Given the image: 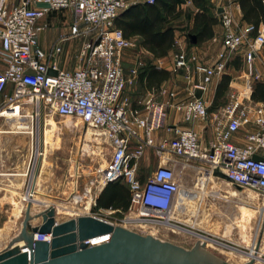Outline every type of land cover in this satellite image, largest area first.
Returning a JSON list of instances; mask_svg holds the SVG:
<instances>
[{"label":"built area","instance_id":"built-area-1","mask_svg":"<svg viewBox=\"0 0 264 264\" xmlns=\"http://www.w3.org/2000/svg\"><path fill=\"white\" fill-rule=\"evenodd\" d=\"M212 2L216 11L222 9L218 13L221 49L212 66L198 68L204 72L203 82L194 85L185 100L172 105L151 96L135 112L124 95L128 80L123 67V52L133 44L115 26L116 19L130 7L128 0H19L14 5L0 4V175L1 137L9 115L21 106L24 118L53 114L78 119L86 128L102 131L111 153L98 170V193L114 182L128 188L130 202L123 223L170 225L168 220L181 195L178 167L206 173L219 170L232 184L264 197V161L253 159L255 155L264 158V108L251 99L254 86L264 83V63L261 71L254 66L256 53L264 47V31L260 28L255 34L254 26L239 24L232 13L233 0ZM65 11L72 13L69 37L86 39L78 53V68L72 72L58 69L53 62L62 52L61 46L45 52L38 44L39 34L46 28L39 22L51 13ZM239 52L247 68L246 83L242 92H229L214 115V139L204 145L195 131L175 129L174 138L155 142L153 136L164 126L170 106L187 122L210 118L209 107L195 91H205L215 76L225 75ZM184 67L185 55L176 56L175 70ZM49 70L56 74H49ZM251 114L261 129L248 134L244 146L233 144L231 137ZM147 150H153L163 161L144 179L137 162ZM30 189L31 184L27 193ZM93 205L94 210H102L96 209L97 197ZM89 244L95 245L92 241Z\"/></svg>","mask_w":264,"mask_h":264},{"label":"rangeland","instance_id":"rangeland-1","mask_svg":"<svg viewBox=\"0 0 264 264\" xmlns=\"http://www.w3.org/2000/svg\"><path fill=\"white\" fill-rule=\"evenodd\" d=\"M58 17L57 22L52 24L47 17L40 22V25L61 30L62 23L67 17L69 18V15L63 17L60 14ZM70 24L69 18L66 26L70 27ZM135 50L132 51L139 55ZM240 54L241 52L235 55L233 60L238 61L243 72L247 68ZM147 61V58H143L145 64ZM124 63L125 60L124 68L129 71L136 70V75L143 68L140 65L132 66L130 63ZM2 67L0 60V68ZM129 82L124 95L142 96L143 91L132 85L133 82ZM29 110H31L30 107ZM46 117L53 119L58 127V130L48 134L47 145L43 141ZM25 119V122H29L32 134L8 133L1 137V173H25L20 177H0V202H2L0 203V240L7 238L2 242L5 246L22 229L28 202H30L26 201L24 196L30 184L32 186L33 179L38 177L36 200L39 202L31 201L33 203L31 216L49 207H55L58 222L92 215L138 234L151 235L185 249H191L199 240L206 241V250L228 264L247 263L250 258L246 254H251L252 248L259 244L255 254L257 260L254 264H264V197L256 192L248 188L238 191L232 184L227 183L228 191L224 190L222 197L217 201L214 193L218 191V186L207 181L204 186L207 193L196 201L194 204L196 209L178 212L174 208L168 220L170 225L150 224L139 227L135 223L126 224L122 222L125 213L119 214L117 210H94L93 201L100 194L97 187L98 170L106 163L111 153L109 140L102 131L86 128L78 119L53 114ZM9 125V122L5 124L4 130L9 131ZM88 129L91 133L90 138H86ZM153 170L148 168L144 172L149 175ZM178 171L184 184L189 187H199L197 177L200 175H189L180 167ZM200 171L204 172V170ZM13 191L18 194L12 193ZM231 191H233L232 194L228 193ZM74 197L81 199L74 202ZM89 200L90 208L86 209V202ZM243 209H247L248 212L245 216H242ZM36 221L38 220H33L31 223ZM228 226L231 228L229 233H227Z\"/></svg>","mask_w":264,"mask_h":264},{"label":"crops","instance_id":"crops-1","mask_svg":"<svg viewBox=\"0 0 264 264\" xmlns=\"http://www.w3.org/2000/svg\"><path fill=\"white\" fill-rule=\"evenodd\" d=\"M208 1L210 3V14L218 20V11H216L214 3L212 2V0ZM233 1L236 3L232 7V13L235 20L241 25H247V23L242 20V14L237 1ZM18 2L19 0H0V4L8 5L18 4ZM144 3H147V0H128V4L130 7ZM39 6L42 5L40 4ZM180 9L182 11V14L176 21H174V24L177 28V30L175 31L176 44L167 53L166 56L161 58H154L151 53H149L142 47L141 39L139 37L126 38L133 44V46L124 50L123 61L125 60V63H130L132 66L140 65L143 67L141 68V70H139V72L137 70V75L132 74L133 70L129 71L124 68L125 76L128 80V83H130L129 81L133 82L132 85L134 84L143 91L142 96H139L137 94L131 96L126 95L129 100L132 98L130 102L131 109L134 112L140 111L142 109L143 102L151 96H154V98L158 101L169 102L172 105L188 98L191 88L194 85L201 84L203 82L204 72L199 70L198 68L200 66H212L216 60L219 50L221 49L222 27L219 23V20L218 23L213 27V36L210 39L202 43L197 42L196 45H192L189 42L188 34H192L190 33V28L192 27L193 21H188L186 19V14H191V16H193L198 12V8L193 3L186 2L185 4L181 5ZM60 14L63 17L69 15L72 24V13L70 11L49 14L47 17L50 19V24L57 22L59 18L58 16ZM69 18L67 17L62 23L63 28L61 30H53L51 27L44 28L39 34L38 44L39 47L45 52L50 51L51 48L55 45L61 46L62 52L54 57L53 62L56 64L58 69L72 72L78 67V53L82 43L86 39L80 37H69L71 26H66ZM178 24H180V26H178ZM183 28L184 30H182ZM186 31L187 33H185ZM133 49H136L135 51H137L139 55L136 52L134 53L132 51ZM140 54H143L144 56H141ZM181 54H184L186 57V67L175 70L176 56ZM143 58H147L148 61L146 64L143 62ZM263 63L264 47H262L256 53V59L254 64L255 69L257 71H261ZM148 66H151L157 70L167 71L169 73V78L162 81L158 85L148 87V85L144 81V78L141 77L143 70ZM240 72V67L235 68L231 64L229 65L225 75L230 77V82L228 85V89L223 93L220 98H217V90L223 76H215L212 81L207 85L205 91H195V95L204 99L207 106L209 107L210 118L204 122H187L184 120L183 116L175 110L173 106L168 107L165 112L164 126L154 134V141L159 142L163 138L172 139L175 137V129H187L195 131L202 144H209V142L214 139L215 134V128L213 124L214 115H216L219 107L226 101L229 92H242L244 83H246V77L244 78V71L241 73ZM254 104H257V106H262L264 108L263 104L260 102H254ZM140 115L142 116L143 113L140 112ZM262 128L264 129V126ZM260 129L261 127L256 125L255 123V116L251 114L246 123L240 128V130L231 137L230 141L233 144L244 146L246 144V136L248 134L258 132ZM162 161L163 160H161V158L159 159L153 150H147L143 157L137 162L138 169L142 177L144 179L148 177V175H146L144 171L148 168L155 169L158 164H160ZM182 171H186L184 173H188L189 175H200L197 178L207 177L208 182L211 181L210 183L213 182V184L217 185L218 191L214 193L215 199H217V201L222 197L224 190L228 191L226 186L228 182L219 179L218 177L213 175V172L206 173L200 171L199 169H194L192 167L183 168ZM177 176L181 185L182 194H184V196H195V198L193 199L194 203H196V201L201 198V196L207 193L205 191V187H189L184 184L180 175V171H178V169ZM0 177L5 178L9 176L1 174ZM232 192L233 191L228 193L232 194ZM16 194L18 193L16 192ZM37 224H40V220L33 223V225ZM6 239L7 238L4 237V239L0 240V250L5 247V244L2 242H4Z\"/></svg>","mask_w":264,"mask_h":264},{"label":"water","instance_id":"water-1","mask_svg":"<svg viewBox=\"0 0 264 264\" xmlns=\"http://www.w3.org/2000/svg\"><path fill=\"white\" fill-rule=\"evenodd\" d=\"M188 38L192 45L197 44L195 35L188 34ZM48 73L56 74L52 70ZM253 159L264 161L257 155ZM213 175L232 184L219 170L213 171ZM232 186L238 191L242 189L236 184ZM32 204L28 202L21 231L0 250V264H228L206 250V241L199 240L191 249H185L92 215L58 222L55 207L31 216ZM33 220H40V224L33 225ZM107 235L102 244H89ZM258 248L259 244L254 247L253 255L246 254L250 260L245 264H254Z\"/></svg>","mask_w":264,"mask_h":264},{"label":"trees","instance_id":"trees-1","mask_svg":"<svg viewBox=\"0 0 264 264\" xmlns=\"http://www.w3.org/2000/svg\"><path fill=\"white\" fill-rule=\"evenodd\" d=\"M242 14V20L254 26L255 34L263 28L264 31V5L261 0H236ZM186 2L193 3L198 12L191 16L186 14L188 21L193 24L190 33L197 37L198 43H202L213 36V27L218 23L217 18L210 14L208 0H153V3L137 4L129 7L115 22V26L125 38L139 37L142 47L154 58H161L175 46L176 21L182 11L181 5ZM239 68L237 60L230 63ZM141 77L148 87L158 85L169 78V73L157 70L151 66L146 67ZM230 77L223 75L218 86L217 98H220L228 89ZM251 99L260 102L264 106V84L257 83L254 86ZM130 202L128 188L120 182L109 183L97 198L96 209H112L123 214L127 211Z\"/></svg>","mask_w":264,"mask_h":264},{"label":"bare ground","instance_id":"bare-ground-1","mask_svg":"<svg viewBox=\"0 0 264 264\" xmlns=\"http://www.w3.org/2000/svg\"><path fill=\"white\" fill-rule=\"evenodd\" d=\"M25 104H29V103H25ZM21 109H22V107L18 106L17 109L15 110V113L9 115V121L8 122L10 123V125H9L10 126V128H9L10 130L9 131L5 130L4 134H8V133L32 134V129H31L30 125H29V122L28 123L25 122L26 119L24 117H22V115H21ZM48 118L49 117L45 118V122H44V126H43V131H44V134H43L44 135V140L43 141H44V143L46 145L48 144V134L50 132L58 130V127L55 124V122L53 121V119H51V118L48 119ZM90 135H91V133H90V130L88 129L87 133H86V138H88V137L90 138ZM5 175L17 176V177L19 176L20 177V176H24L25 173L24 174L23 173L5 174ZM207 181H208L207 177H202L201 179L199 178L198 186L203 188L206 185ZM38 183H39L38 182V177H35L33 179V182H32L31 190L28 191V193L24 196V199L26 201H30V202L32 201L34 203H36L38 201V200H36V193L38 192L37 191ZM18 186H21V185H18ZM12 193L16 194V192H14V191ZM9 198H10V196H9ZM190 198H191V195L190 196H188V195L184 196V194H182V192H181L180 200L178 201L177 205L174 208L178 212H185V211L188 212L190 210L193 211L192 209H196L195 206H194L195 203H194L193 199L191 200ZM80 199L81 198H79V197H74V202H78V201H80ZM90 200L86 202V209L90 208V204H91ZM241 212H242V216H245V214L248 213L247 209H243ZM192 217H193V215H192ZM229 228H230V226H228V228H227V231H228L227 233H229V231H230ZM0 237H1V234H0ZM107 239H108V235L107 236H102V237H99V238H95V239L92 240V244H102ZM251 252H252L251 254L253 255L254 247L252 248Z\"/></svg>","mask_w":264,"mask_h":264}]
</instances>
